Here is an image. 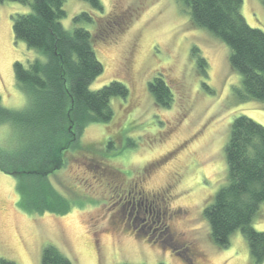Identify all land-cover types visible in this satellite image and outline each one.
I'll use <instances>...</instances> for the list:
<instances>
[{
	"label": "rangeland",
	"instance_id": "1",
	"mask_svg": "<svg viewBox=\"0 0 264 264\" xmlns=\"http://www.w3.org/2000/svg\"><path fill=\"white\" fill-rule=\"evenodd\" d=\"M100 2L101 12L85 1L64 0L61 22L92 35L103 72L90 90L116 81L128 95L111 98L112 119L86 125L79 136L86 151L67 153L48 176L58 196H49L55 209L36 210L44 203L39 183L27 185L31 198L23 204L16 179L0 171V258L39 264L42 249L52 245L72 264H253L240 229L224 248L211 241L203 211L226 181L224 147L233 120L245 115L264 127V101L239 97L241 78L229 65V48L197 27L178 0ZM29 11L18 2L0 3V101L14 110L25 108L27 99L13 66L40 57L12 31L14 15ZM84 12L91 21L73 23ZM241 14L264 32L261 0H242ZM158 76L171 92L166 107L148 91ZM25 148L20 130L0 126L1 155ZM8 160L0 164L8 167ZM139 178L144 193L133 200ZM157 224L169 228L170 247L152 242ZM251 226L264 232V202Z\"/></svg>",
	"mask_w": 264,
	"mask_h": 264
},
{
	"label": "trees",
	"instance_id": "2",
	"mask_svg": "<svg viewBox=\"0 0 264 264\" xmlns=\"http://www.w3.org/2000/svg\"><path fill=\"white\" fill-rule=\"evenodd\" d=\"M4 1L30 7L28 13L14 15L12 31L16 40L38 52L40 57L26 67L20 63L13 66L16 85L27 99L25 108L10 109L0 101V126L10 125L20 130L26 146L22 153L0 154V160L9 159V166L0 164V171L16 179V190L23 204L31 198L27 185L39 183L44 203L36 210H52L55 207L49 203V196L55 200L58 196L51 191L48 176L64 165L67 153L86 151L79 144L82 129L88 124L109 122L113 116L111 98H126L128 89L113 81L90 90V84L102 74L103 67L92 48L91 33L82 27L66 29L62 25L66 16L64 0H0V3ZM80 1L102 11L100 0ZM178 1L197 27L229 48V65L241 78L239 97L264 101V32L246 23L241 14L242 0ZM81 20L91 21V18L84 12L74 17L73 23L77 25ZM197 63L200 71L205 72V60L198 58ZM147 87L157 105H170L171 92L160 76ZM24 154L30 156L21 161ZM224 155L225 184L203 211L211 241L224 248L230 235L240 229L252 263L262 264L264 232L256 231L251 222L264 202V127L245 115L237 116L231 124ZM31 164L34 166L28 168ZM154 229L158 237L152 242L170 247L167 226L157 224ZM135 232L141 238L146 237L140 230ZM0 264L17 263L0 258ZM39 264L72 263L56 247L46 245Z\"/></svg>",
	"mask_w": 264,
	"mask_h": 264
},
{
	"label": "flooded vegetation",
	"instance_id": "3",
	"mask_svg": "<svg viewBox=\"0 0 264 264\" xmlns=\"http://www.w3.org/2000/svg\"><path fill=\"white\" fill-rule=\"evenodd\" d=\"M142 181V180H141ZM140 178H139V181L138 182H136V184H134V189H132V196H131V198L133 199V200H136L135 198L137 197L138 199L142 196V194L144 193V190L142 189V187L140 186ZM138 188V190L137 191H135L136 189ZM128 194H130V193H128ZM131 195V194H130ZM145 201H147L146 199H145ZM150 207H151V205H149ZM169 229V228H168Z\"/></svg>",
	"mask_w": 264,
	"mask_h": 264
}]
</instances>
